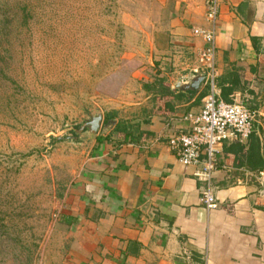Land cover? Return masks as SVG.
<instances>
[{"label": "crops", "instance_id": "1", "mask_svg": "<svg viewBox=\"0 0 264 264\" xmlns=\"http://www.w3.org/2000/svg\"><path fill=\"white\" fill-rule=\"evenodd\" d=\"M148 1L156 15L147 40L164 69L155 73L183 95L171 114L152 115L141 124L139 130L150 133L137 142L123 141L113 130L119 119L105 123L100 113L91 153L62 197L64 217L73 227L63 263L264 264V168H250L246 142L221 144L211 179L217 205L211 209L200 201L203 181L195 175L200 166L180 163L167 143L187 127L184 115L203 104V98L195 99L209 77L198 59L205 42L192 29L208 25L205 0ZM166 61L174 73L185 74L181 81L170 83L162 75ZM215 72L214 79L225 76L224 85L233 88L229 98L238 93L253 109L264 157V0H219ZM198 75L203 80L196 90L176 86ZM145 99L141 107L150 108L151 93ZM110 132L109 139L96 141Z\"/></svg>", "mask_w": 264, "mask_h": 264}, {"label": "rangeland", "instance_id": "2", "mask_svg": "<svg viewBox=\"0 0 264 264\" xmlns=\"http://www.w3.org/2000/svg\"><path fill=\"white\" fill-rule=\"evenodd\" d=\"M149 7L0 0V264H64L73 227L62 197L94 141L80 126L112 110L138 115L143 85L164 70ZM165 70L170 83L185 75Z\"/></svg>", "mask_w": 264, "mask_h": 264}, {"label": "built area", "instance_id": "3", "mask_svg": "<svg viewBox=\"0 0 264 264\" xmlns=\"http://www.w3.org/2000/svg\"><path fill=\"white\" fill-rule=\"evenodd\" d=\"M219 0H205V21L207 26L192 29L200 35L205 45L198 53L199 62L208 68L210 90L204 98L199 112L184 115L187 127L184 131L171 135L168 146L183 165H199L195 175L203 181L200 201L207 208L216 207V198L211 181L217 170V153L226 140L246 142L254 127V111L246 105L238 93L229 101L220 97L214 85L215 35ZM158 137L154 140L157 141ZM264 191V176L261 177Z\"/></svg>", "mask_w": 264, "mask_h": 264}, {"label": "trees", "instance_id": "4", "mask_svg": "<svg viewBox=\"0 0 264 264\" xmlns=\"http://www.w3.org/2000/svg\"><path fill=\"white\" fill-rule=\"evenodd\" d=\"M231 76V75H230ZM235 79V78H234ZM232 80L233 84L235 80ZM227 80L225 76H221L218 79H214L215 85L220 88V97L226 101H229V94L233 91L231 86H225L224 81ZM210 78L208 77L205 81V84L202 90L198 94V98L195 99L197 102L201 98H205L210 90ZM146 91L151 93V107H141L139 114L134 116L129 120H117L113 130L117 131L119 135H122L121 138L124 141L125 138H128L127 141L137 142L139 139L145 135H148V131H140L139 128L141 124H147L150 122V117L152 115H169L175 109V100L181 99L183 94H176L175 91L170 89L169 84L166 81V78L163 76H157L152 82H146L143 85ZM117 112L112 110L110 112L103 113V122H109L112 119L116 118ZM133 122V123H132ZM256 127H253V131L249 135L246 144V162L249 163L251 169H262L264 168V157L261 154V145L259 137L256 134ZM111 132L106 135L99 134L96 136V141L102 143L104 140L110 138ZM243 145L237 146L238 150L243 149Z\"/></svg>", "mask_w": 264, "mask_h": 264}, {"label": "water", "instance_id": "5", "mask_svg": "<svg viewBox=\"0 0 264 264\" xmlns=\"http://www.w3.org/2000/svg\"><path fill=\"white\" fill-rule=\"evenodd\" d=\"M203 80V76H192L189 81L185 82H178L176 84L177 87H180L181 89H193L196 90L199 86V83ZM102 121V115L97 114L95 116H90L89 120L85 121V123L80 126V131L83 130V128H86L90 133L93 135L97 132L100 123Z\"/></svg>", "mask_w": 264, "mask_h": 264}]
</instances>
